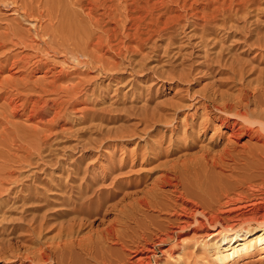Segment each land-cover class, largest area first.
<instances>
[{"label": "bare ground", "instance_id": "obj_1", "mask_svg": "<svg viewBox=\"0 0 264 264\" xmlns=\"http://www.w3.org/2000/svg\"><path fill=\"white\" fill-rule=\"evenodd\" d=\"M5 1L16 8H22L27 19L28 16H36L35 20L41 22L48 17L54 35H59L57 31H60L66 38L65 42L60 43L61 47L68 50L69 44H73L75 49H79L83 55L89 57L87 59L84 56L87 60L83 63L92 69H97L98 74L108 78L110 84L114 81L120 83L121 79L114 74L115 70L116 72L119 69L131 70V75L137 71L130 58L124 63L127 54H139L141 58L149 57L150 55L146 54L160 47L156 44L157 39L166 40L165 47L168 51L176 44V38L181 37L182 40L187 34L193 37L194 34L191 32L193 30L186 31L195 26L200 27L204 32L200 36V41L195 43L199 47L209 37L205 33L210 27L213 25L216 27L218 24L216 19L219 15H222L223 23L221 26L217 25L219 26L217 28L225 26L233 11L238 10L235 9L237 0H63L64 12L61 17L60 13L51 10L46 13L42 6L43 0ZM200 4L203 7H199ZM56 19L59 21L57 26L54 21ZM35 28L37 30V27ZM12 35L18 33H6L0 45L3 46L8 36ZM242 44L243 47L239 50L241 55L234 57V61L229 66L235 75L231 80L245 81V74L249 71L258 73L257 76L255 75L256 78L240 89L238 87L236 92L230 91V88L223 90L221 86L222 89L213 91L215 94L212 92L214 98L201 97L195 102L198 108L203 109L201 119H198L195 113L188 114V119L184 116L176 117L182 111V106L172 101L165 107L162 106L164 104L156 105L155 109H151L152 112L145 109V112L139 116L134 114L139 122L145 124V130L142 129L140 136H136L138 132L136 133L135 127V133L133 131L127 133V126L124 128L121 125L120 128L113 129L114 136L122 144L114 143L117 139L113 135L111 137L113 132L111 131L105 133V136L101 134L102 138L99 137L101 140L97 141L98 143L88 146V142L87 146L81 144L75 146L74 150L78 153L83 152V156L88 155L85 162H80L79 168L69 167L68 170L65 168L67 180L83 172L79 189L73 188L70 193L61 186L62 182L56 184L54 180L51 182L52 186L57 188L55 190L44 188L43 183L34 187L25 185V179H21L22 175L20 176L12 167L31 166L34 156L39 164H43L44 147L48 144L49 138L47 134L42 138L35 134L36 137L33 135L34 138H29V134L25 133L27 128L23 127L24 130L21 132L19 127L9 120L10 118L5 117L0 125V262L82 264V257H86L95 264H148L157 244H164L174 239L179 242L181 240L179 236L193 221H195L193 225L198 223L200 228L195 230L193 227L194 231L201 230L203 233L200 234L204 239L212 238L210 242L200 243V247L208 250L216 263L241 260L255 249L264 254V49H262L264 30L248 31V34L244 35ZM52 48H49L50 51ZM76 52L74 51V54ZM242 55L252 57L244 59ZM204 62L209 63V59H204ZM13 82L10 79L7 84L14 86ZM75 85L65 90L67 95H71L69 97H72L70 99L73 105L86 102L81 98L82 95H87L89 91L94 93L95 88L92 85L87 87L84 82ZM227 86L229 83H226ZM12 97H5L12 114H18V117L26 115L27 118L36 115L27 111L31 103L28 96L20 97L21 102ZM62 109L60 107L53 113L51 122L60 120ZM169 110L172 111L171 114ZM123 115L122 120L127 122L131 115L133 116L127 113ZM41 120L42 117L39 118V121ZM162 124L164 126L157 130ZM53 127L50 123L46 130L51 131ZM211 129L213 134L207 138ZM154 130L155 132L157 130L158 135L169 133L170 138L167 139L171 141L173 137H179V133L182 138L171 144L168 142L170 145L169 148L165 146V153L162 152L164 149L162 144L155 142L156 145L151 146L150 138L142 142L137 141L136 147L134 146L135 152L132 151L133 153L129 155L128 145L125 142L134 138L144 139V136L148 138L150 132L153 133ZM206 138L208 143L205 141ZM243 138H247L246 141H243ZM133 144L132 142L131 145ZM142 144L144 147L151 146L152 151L139 152L143 149ZM175 154L181 156L171 161L170 157ZM162 155L169 160L164 159ZM156 163L158 166L147 169ZM158 168L163 170L151 179L150 184H145L141 190L138 186L134 187L133 183L140 184L144 177H148ZM36 175L37 173L33 174L35 181L38 180ZM244 187L249 190H247L248 193L250 192L249 195L243 194L246 192L242 190ZM237 188H241L242 191L239 189L238 192ZM139 192L141 195L133 198V194ZM110 193H114V201L108 199L105 206L94 204L96 199ZM66 196L68 201H65ZM120 197L123 199L131 197V201L118 204L115 201ZM163 198L166 202H161ZM152 211H164L167 216L157 223L148 215V212ZM111 212L116 213V218L113 220L108 218ZM135 215H139L140 218H136ZM197 215L201 216V221L195 217ZM98 220L102 222L103 228L94 232L91 229L93 223ZM130 223H133L134 227ZM235 225L240 227L233 229ZM87 229L90 230L86 233ZM129 232H132L131 235ZM117 244L123 249L129 246L127 248L132 257L120 261L114 258L112 249ZM186 245L184 246L187 247ZM181 247L183 246L179 245V249Z\"/></svg>", "mask_w": 264, "mask_h": 264}, {"label": "rangeland", "instance_id": "obj_2", "mask_svg": "<svg viewBox=\"0 0 264 264\" xmlns=\"http://www.w3.org/2000/svg\"><path fill=\"white\" fill-rule=\"evenodd\" d=\"M62 1L63 0H51V1L43 0L44 5L42 3V6H44V11L46 13L51 10L60 13L62 17V14L64 12V1L63 2ZM235 4H236L235 9L238 10L235 11L233 9L234 11L231 14L233 17L231 16L232 18L230 17L228 19V21L226 22L227 26L225 25L226 27L223 26L217 28L221 26L223 23L222 22L223 17L222 15H219V17H217L218 19H216L218 23L217 25L219 26L216 25V27H214L215 25H213L212 27H210L209 31L205 33V35L209 37H207L205 39L206 41H204L202 45H200L199 47H197L198 44L195 45V43L196 42L198 43L200 41V36L203 35L204 32L200 27L197 26H195V28L191 27L192 29L189 28L186 31L189 32L190 30H193L191 31L192 34H194L193 37L190 36L191 34H187V36L183 37L182 40L181 37L176 38V44L173 47H170L168 51H166V47H165L166 40L159 41V39H157L156 44L157 45L159 44L158 46L160 47L156 49L154 52L152 51L151 53L149 52L150 54L149 53L146 54L148 56L150 55L149 57L144 56L143 58L142 56L141 58L139 54L138 55L137 54L132 55V53L127 54L128 56H126L127 58H125L124 63H127L126 62L127 59L129 58L131 59V61L134 63L135 70H137L134 73L135 75L130 74L131 70L125 71L123 69H119L123 71L118 70V72H116V70L115 71L113 70L114 74L120 77L121 80L119 81L120 83L114 81V83L110 84L108 78H104L101 74L100 75L98 74L97 69L95 68L92 69V67H89L88 65L87 68L86 64L83 62L89 59V57L83 55L79 49L77 48L75 49V47L72 46L73 44H69L70 48H68V50H64L61 47L60 43L65 42L66 38L62 36V33L60 31L59 32L57 31V33H60L59 35L57 34H56L57 36L54 35V32L52 31L53 29L52 27H50L51 21L48 17H45L44 18L45 20L43 19L41 21L42 23L39 21L37 22L35 20L36 16H28L27 19V15L23 14L24 11L22 8L20 9L19 7L16 8V6L14 7V5L10 4V2H7L5 0H0V39H1L0 41L1 42L4 41L2 39L4 38V35L6 33H12V32L18 33V35L8 36L7 38L8 40H6L3 46L0 45V91H1L0 92V125L2 120L5 117H7L8 119L10 118L9 120H11L13 124L19 127V130L21 132H23L24 130L23 127L27 128L26 132L25 131L24 132L26 134H29L30 136L29 138H34L36 136L37 137L40 136L42 138L45 137L44 135L46 134L48 135L49 138L48 144L46 145V147H44L45 149L43 155L44 156L43 164H39L38 159L34 156L32 159L33 164L31 166H27L24 168H15L16 166L15 167L13 166L12 169L16 170V172H18L20 176L22 175L21 179L23 180L25 179L24 183L26 182L25 185L27 186L29 185L31 187L32 186L34 187L37 186L38 184L43 183L45 184L44 188L47 189L53 188L55 190L57 188L53 187L51 182L52 180H54L56 184L57 183L61 184L62 182L61 186L64 188V190H67V192L70 193L71 189L73 190V188L74 190L75 188L79 189V184L81 183L83 172L80 173L81 177L80 175H77V177L68 179L69 180L68 181L67 178H65L67 174L66 169L68 170L70 168L71 169L79 168L80 162L81 161L85 162L86 155H88L86 154L85 156H83V152L78 153L76 150H74L75 146H80V144L87 146L88 142H89L88 146L92 145V143L93 144L98 143L99 140H101L102 138L101 134L104 135L105 133L107 134V132L110 133L111 131H113L111 133V137H112V135L114 136L115 134L114 133L115 130L113 128L115 129L120 128L121 125L124 128L127 126L126 127L128 129L127 133H130V131H133V133H135L134 132L135 131L134 127H135L136 133L138 132L136 136H140L142 135V132L145 130L144 127L145 124L139 122L140 120L136 118V115L139 116V114L141 113L143 114V112H145V109L146 111L149 110L148 112H152V110L155 109L156 105L164 104L162 106L165 107L167 106L168 103H171L172 101L178 102L182 106V111L179 112L176 115V117L178 116V118H182L184 116L186 117L185 119H188L187 116L188 114L191 115L195 113L196 116H198L197 118L201 119L203 115V109L198 108V105L195 104V102L201 99V97L206 96V97L214 98L213 97L215 94L214 90L217 89L219 90V88L222 89V87L224 88L223 90L230 88V91L236 92L238 87H239L238 89H240L250 80L256 78L255 77L256 74L258 75V73L254 74V72L251 73L249 71L247 74H245L246 82L245 81L239 82L236 80V82H238L236 83L231 80L232 77H235V75L234 73H232L231 67L229 66L234 61V59L237 58V56L241 55L239 54L241 53V51L239 50L241 47H243L242 41L245 33L248 34V31L256 32L258 30L259 31L264 30V0H239V1L237 0ZM200 6L203 7V5L201 4L199 5V7ZM46 7L49 10L48 9L46 10ZM29 19H31L32 21L31 20L29 21ZM54 21L57 26L59 24V21L57 19ZM198 22H200V20ZM35 27H37V30ZM37 31L40 35L39 34L37 35ZM42 31L45 32L43 33ZM45 34H47V37ZM50 39H54L56 42ZM48 45L51 47H49ZM52 47L55 49L57 47L58 48L54 50ZM59 47L61 50L59 49ZM49 48H52L51 51ZM74 51L76 52L75 54ZM56 53L58 54V56ZM84 56L87 59H85ZM242 56L245 57L244 59H250L252 57L247 55H242ZM204 59H209V63L204 62ZM15 62L17 63L15 64ZM94 64L96 63H93V65ZM89 68H91L92 70ZM14 70L16 71L12 73ZM9 72L11 74H9ZM188 76L190 79L189 82H188ZM15 77L16 79H14ZM10 79L12 80V82L14 81L13 83H15L16 85L14 84V86H9V84H7V81H10ZM223 79L224 81H222ZM226 79L227 81H225ZM52 80L54 81V84ZM91 80L93 82H91ZM88 81L91 83H89ZM83 82L87 87L92 85L95 88L94 89L95 94L93 93V91H89L87 95L85 94L82 95L81 97L84 101H86L83 102L84 104L80 102L78 104L73 105L72 99H70L72 97H69L71 95H67L65 93V90L66 88L70 89V87L72 88L76 86L75 84L80 85ZM226 83H229V86L226 87ZM159 84L162 85V87H160ZM11 94L13 97L11 96ZM24 95L28 96L29 101H31V103H29L28 105V110H27L28 113H35L37 116L34 115V117L32 118H27L26 115H19L18 117V114L14 115L11 113V107H9V105L7 104L5 97L7 96L12 97V99L19 100V102H21L22 100H20L19 98L23 97ZM84 98L87 99L85 100ZM37 99L38 101H36ZM34 103L37 104L35 105ZM53 105L54 107H52ZM56 105H58L59 108L60 107L63 108L61 110L62 115H60L61 116L60 120L55 119L57 121L51 122V119L54 116L53 113H55V111L59 109L58 106ZM125 112L128 115L133 114V116L135 117L131 115V118H129L128 120L129 122H127V120L124 119L125 117H123V119L125 120L123 121L122 116H124L123 114H126ZM168 112L169 114H171L172 111L170 112L169 110ZM81 114H83V116H80ZM41 117L43 121L42 120L39 121V118ZM82 117L85 118L83 119ZM47 119L50 121L48 122ZM47 123L48 124L51 123L52 127L53 126L55 127H53L51 131L46 130L48 129ZM131 126H133V128H131ZM163 126L164 124L160 125L159 128L157 127V130L161 129L160 127ZM157 130L156 132L155 130L152 131L153 133L150 132L148 138L144 136L143 137L144 139L139 138L138 140V138L136 139L134 138L131 141L125 142L126 145H128L127 152L129 153V155L135 152L136 149L134 148L136 147L135 143L137 141L142 142V140H146V139L149 140L150 138L149 142H151V146H155L156 144H162V148H164L162 152L165 153L166 150L165 146L168 147L178 138H182V135L179 133V137L175 136V138L173 137L171 141L168 140L170 138L169 133L167 134L166 132L165 134L161 133V135L160 134L158 135ZM46 131L47 133H45ZM208 133H207L208 134L207 138L208 136L210 137L213 134L212 129L209 130ZM99 137L101 138L99 139ZM114 137L116 138V136ZM207 138L205 140L207 141L206 143L209 142ZM245 139L247 138H243L242 140L246 141ZM132 142L134 143L133 145H131ZM155 142L156 144L154 145ZM168 142H170V144H168ZM114 143L122 144V142L118 139L117 141L115 140ZM143 144H142L143 149H141L142 151L138 150L139 152L143 153V151H145L148 153V151L149 152L152 151L151 146H150L151 148L144 147ZM179 156L181 155L175 154L174 156L170 157L172 158L170 160L171 161L173 159L177 160ZM106 157L107 155H105V158ZM162 157H164V155H162ZM146 158L147 157H145L144 160H146ZM164 159L169 160V158H165V157ZM164 159L162 158V160ZM162 160L159 161L162 162ZM166 160H164V162H167ZM158 163L149 166L147 169L149 168L151 169L158 166L157 165ZM160 170L163 169L158 168L155 171L152 172L150 171L151 173L149 174V176L146 178L144 177L140 184L138 183L137 185L136 182L133 183L134 187L138 186V189L141 190L142 188H144L145 184L151 183L150 182L151 179L156 177L160 172ZM35 173H37L36 175L38 179L37 181L33 179V174ZM246 188L247 187H244V189L242 188L243 192L246 191L243 194L249 195L250 192L248 193L247 192L248 189ZM239 189L241 190V188H237L236 190L238 191ZM240 190L238 192H240ZM133 195L134 197L133 196L132 197L135 198L136 196H140L141 193L139 192ZM113 196H115L114 193L104 194L100 199H96L94 204L105 206L107 204L108 199H111L113 201L115 200ZM67 197L68 196H66L65 201H68ZM130 198L131 197L129 198L126 197L123 199L120 197L116 199L115 202H117L118 204H126L127 202L131 201ZM164 199L165 198H163L161 202H166L164 201ZM214 206H216V204ZM148 215L154 218V220L157 223H159V221L163 220L167 216L165 215L164 211L163 212L152 211V212H148ZM135 217L140 218L139 215H135ZM195 217L201 221V216L197 215ZM108 218L109 220H113L114 218H116V213L111 212ZM193 222L189 224L190 227L187 226L188 228L183 233L181 232L182 234L181 236H179V239L181 240L179 242L177 239H174L171 241L168 240L166 242L167 244L166 243L157 244L154 248L155 250H153V252L154 251L155 252L154 253L152 252L153 254L151 255L150 263L148 264L151 263L152 264H160V263L161 264H171V263L172 264H181V263L211 264L213 263L215 260L212 259L213 256H211V253L209 254L208 250L200 247L201 246L200 243H202L203 241H205L206 243L210 242L212 238L206 237V239H204L202 237L203 235H201L203 233L201 230H199L198 232L194 231V228L195 230L200 228L198 227V223L197 224L195 223V225H193L194 224ZM130 224L132 225V227H134L133 223ZM239 227H240L239 225H235L233 229ZM102 228H103V224L100 220H98L93 223V227L92 229L91 228L90 229L96 232L101 230ZM90 229H87L86 233ZM227 230L230 231V229ZM193 231L195 232V234L193 233ZM131 233L132 232H129V235H131ZM197 233H199L198 235L200 236L196 235ZM175 241L177 243H175ZM183 242L185 244H183ZM179 245L180 246L182 245L183 247L179 249ZM184 245H186L187 247H185ZM127 247L129 246H126L123 249L121 245L119 244L115 245L112 249L113 257L119 259V261L122 259L128 260L129 258H131L132 257L131 253ZM20 250L23 251L24 249H20ZM206 252L208 253V255ZM174 254L175 256H178L180 259L178 257H175ZM262 255L264 254L260 253L257 249H255L253 253L244 256L243 258L245 259L243 258H241V260L238 259L240 262L236 260V261H227L224 263H220L219 261L216 260L217 263L214 262L213 264H218V263L226 264L228 262H229L228 264H264V256ZM81 261L82 264H95L93 260H90L86 257H82ZM21 262L22 261H18V262L7 261L6 263L0 262V264H21ZM23 263L27 264L25 262Z\"/></svg>", "mask_w": 264, "mask_h": 264}]
</instances>
